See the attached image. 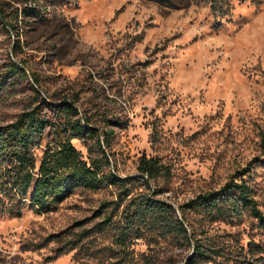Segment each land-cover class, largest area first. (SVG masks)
Wrapping results in <instances>:
<instances>
[{
  "label": "rangeland",
  "instance_id": "obj_1",
  "mask_svg": "<svg viewBox=\"0 0 264 264\" xmlns=\"http://www.w3.org/2000/svg\"><path fill=\"white\" fill-rule=\"evenodd\" d=\"M179 1L0 0V125L36 86L51 100L77 99L80 116L112 130L110 169L132 190L121 199L115 186L79 187L48 211L0 210V264H264L249 249L264 244V228L248 209H181L234 180L264 213V0H229L228 12L211 0ZM8 56L31 77L3 83ZM48 139L49 130L37 139L38 162ZM73 144L87 158L86 140ZM143 155L170 172L144 180ZM141 193L186 212L191 245L148 227L122 239L123 207ZM199 244L214 251L192 263Z\"/></svg>",
  "mask_w": 264,
  "mask_h": 264
},
{
  "label": "trees",
  "instance_id": "obj_2",
  "mask_svg": "<svg viewBox=\"0 0 264 264\" xmlns=\"http://www.w3.org/2000/svg\"><path fill=\"white\" fill-rule=\"evenodd\" d=\"M154 1L173 8L183 6L179 0ZM211 5L215 10H229V0H211ZM1 19L2 15L0 23ZM1 75L3 83L9 82L13 86L16 80L31 77L24 63L15 61L12 56H8V65ZM37 81L31 79L33 86ZM33 89L35 95L18 117L0 125V210L21 215L23 206L28 203L40 212L48 211L79 187L100 190L115 186L119 188L118 196L121 199L130 196V178L110 169L112 161L106 148L111 149L112 130L105 129L104 132L94 124L91 116H80L77 99L51 100L37 86ZM47 130L49 139L38 162L34 148L37 139ZM79 138L86 140L87 158L73 144V140ZM138 171L146 181L170 172L168 165L160 158L146 155L141 157ZM181 209L183 212L198 210L219 215H238L242 209H248L264 228V213L245 181L231 180L218 190L197 195ZM121 216L124 220L120 230L123 240L129 233L147 227L155 229L158 235L170 240L176 247L191 245L193 240L186 225V212L180 217L173 204L155 196L143 193L132 196L123 207ZM249 249L262 254L264 244L253 242ZM207 250L213 249L199 244L190 257L192 263L197 262V257H209Z\"/></svg>",
  "mask_w": 264,
  "mask_h": 264
}]
</instances>
